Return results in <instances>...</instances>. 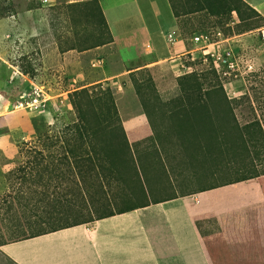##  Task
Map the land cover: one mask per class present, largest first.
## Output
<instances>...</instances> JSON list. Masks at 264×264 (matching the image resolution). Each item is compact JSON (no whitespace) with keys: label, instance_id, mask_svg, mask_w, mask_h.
<instances>
[{"label":"crops","instance_id":"crops-1","mask_svg":"<svg viewBox=\"0 0 264 264\" xmlns=\"http://www.w3.org/2000/svg\"><path fill=\"white\" fill-rule=\"evenodd\" d=\"M99 1L114 41L83 51L51 50L47 60L54 63L60 72L59 76L55 74L58 78L54 80L69 76V80L73 78L75 81L86 77L90 61L99 57L108 60L109 70L97 73V79L92 83L105 82L116 68H127L132 64L136 65L128 69L129 73L168 62L178 77L176 65L170 57L173 52H185L192 47L181 25L184 23L186 27L198 29L191 37L208 24L215 26V30H222L217 26L219 18L216 16L208 17L204 11L187 14L198 9L197 0H175L180 17L175 15L171 0ZM245 1L264 16V0ZM107 8L116 11L114 19L109 17ZM39 14L40 10L32 8L19 11V39L22 42L27 36L33 38L40 34ZM5 20H0V26H11V22ZM239 22L237 12L233 11L232 19L226 26L235 27ZM169 33L178 36L173 48L167 38ZM247 34L242 32L227 36L236 43L245 40ZM124 49L129 51L128 57L122 55ZM6 61L4 56L0 57V68ZM49 68L47 62L42 72L45 73L46 69L49 73ZM19 78H29L32 84L42 83L20 68ZM110 84L115 90L120 85L118 81H111ZM58 85L59 82L56 83ZM4 90L5 87L0 84V94ZM126 90L127 93L121 94L125 116L119 100L117 104L128 139L136 147V156L145 165L141 170L143 182L146 186L147 180L152 183V188L147 186L148 204L34 237L9 241L0 245V254L13 264H264V174L195 190H166L163 184L155 182L157 170L151 165L154 162L152 157L159 154L163 159L164 156L169 157L165 173L170 177L178 173L185 176L186 171H191L193 161L200 166H209V155L202 149L198 152L184 150L183 154L174 153L169 148L162 149L159 141L165 139V133L161 123L145 109L133 82H127ZM54 91L63 92L66 89L58 87ZM173 120L170 117L166 122L169 127ZM239 121L241 125L248 123ZM194 127L197 130L195 124ZM34 133L30 112L14 109L0 111V152L7 158L17 157L20 143ZM198 137L201 140L199 134ZM147 141H152L149 147L144 146ZM174 154L183 158L181 165L175 162ZM232 186L239 189L235 187L236 190L226 196L217 195ZM156 206L164 207L156 211ZM210 223H215L216 232L205 228Z\"/></svg>","mask_w":264,"mask_h":264},{"label":"trees","instance_id":"trees-1","mask_svg":"<svg viewBox=\"0 0 264 264\" xmlns=\"http://www.w3.org/2000/svg\"><path fill=\"white\" fill-rule=\"evenodd\" d=\"M197 2L198 9L187 14L204 11L208 17L216 16L226 36L260 26L254 21L260 12L245 0ZM171 3L180 17L175 0ZM58 9L57 21L52 17L50 23L60 39L61 52L83 51L114 41L99 0L74 1ZM233 11L240 22L226 26ZM184 25L183 34L198 30ZM130 77L147 109L144 94L154 89V77L148 68L134 70ZM177 83L209 157L237 144H255L259 137L264 140V125L258 118L241 125L236 113L241 102L258 96H230L211 69L179 75ZM69 101L77 114L74 122L52 131L33 119L34 139L19 146V163L8 171L10 184L0 198V207L5 208L0 231H6L0 233V245L9 242L3 238L6 236L17 241L148 204L141 173L145 165L128 139L114 88L103 83L84 87L71 93ZM262 174L264 171H255L228 182Z\"/></svg>","mask_w":264,"mask_h":264},{"label":"rangeland","instance_id":"rangeland-1","mask_svg":"<svg viewBox=\"0 0 264 264\" xmlns=\"http://www.w3.org/2000/svg\"><path fill=\"white\" fill-rule=\"evenodd\" d=\"M74 1L87 0H50L47 4L42 3L41 0H0V20L6 19L5 21L11 22V26L8 24L0 26V57L4 56L7 59L4 66L0 68V84L2 87H5L3 94H0V111L12 110L20 94L30 90L32 87V82L29 78L25 80L19 78L20 68L22 71H24L23 69H28L30 72L27 74L30 77L45 83L52 91L58 87L68 91V100H66L65 106H62L60 109L59 107L55 108L53 106L46 113L28 110L20 111L30 112L32 120L37 119L39 122H44L45 127L52 131L58 130L65 124L74 122L77 119L76 111L69 101L71 93L75 90L98 84L92 83L97 79L96 74L99 72L105 73L106 70H109V63L108 60L104 59V63L97 66L95 65L96 59L93 58L92 61H90V70L86 77H81L75 81L73 78L69 80V76L54 80L58 78L55 77V74L59 76L60 72H58L54 63L47 59L50 57L51 50L56 48L60 50V39L53 32L50 21L52 17H54V21H57L55 15L56 12L59 11L58 8L61 5ZM31 8L40 10V34L33 38L27 36L26 40L22 42L19 39V11ZM107 10L109 17L114 19L116 11H112L108 8ZM254 21L260 24L259 27H261L264 25V16L262 14L258 15L254 18ZM218 24L217 26H220L223 30L224 28ZM259 27L246 31L245 33L249 34L244 36L245 40L235 43L238 44L237 48L241 52L250 55V57L256 60L258 72L248 77L244 82L236 81L232 84L224 85L227 92L233 97H241L246 93L252 97L258 96L256 100L245 99L236 108V113L242 123L253 121L256 118L261 119L264 123V41L261 34L257 31ZM199 30L200 31L197 32H214L215 26H210V24H208V26L200 28ZM191 35L192 33H187L185 38H187L189 46H194ZM25 42L28 43L25 44ZM129 54V51L126 49L122 51V55L125 57H128ZM47 62H49L50 67L49 73L46 69L44 70L45 73H43L42 69L46 66ZM135 65L136 64L129 65L127 68L115 67L114 73L108 75V80L101 82L104 87L108 85L111 86V81L119 82V87L117 90L114 88V91L117 102L119 100L123 108L124 116L126 115V110L122 105L121 94L127 93V82H132L128 69H133ZM200 68L203 67L201 66ZM46 72L48 74H46ZM148 73L154 77L155 86L154 89L148 90L144 94L146 108L149 113L161 123L165 135L168 134L165 139L159 141L160 147L162 149L169 148L173 150L174 153L180 154H183L184 150L198 152L202 149L208 156V153L198 137V132L194 127L185 100L179 92L177 73L172 70L170 63L165 62L159 66L148 68ZM139 77L143 78V75H139ZM57 82H59L58 86H56ZM175 85H177L176 88ZM260 95L262 97H260ZM170 117L174 118V123L169 127L166 122ZM35 133L29 139L23 140L20 145H22L24 141L34 139ZM150 142L152 141H147V143H144V146L149 147ZM154 145V148L156 147L157 149L158 147L155 143ZM17 157L9 159L0 152V198L10 184L8 180V171L14 169L19 163ZM173 158L175 162L178 161V165H181V159H183L181 156L174 154ZM195 158L199 160L198 157ZM168 159V156H164L163 159L160 154L152 157L154 162H152L151 165L154 168L157 166L156 170L159 172L154 174L155 182L163 184L168 191L195 190L206 186L222 184L238 177L254 173L255 171H264V140L259 137V140L255 144H237L228 150L216 152L213 158L208 156L210 165L206 167L200 166L193 161L191 171H186L185 176L178 173L177 175L170 176L171 178L168 177L166 175L167 173H165L167 172ZM177 163L175 164L177 165ZM147 182V186L152 188L151 180H147ZM235 187L239 189L238 186H232L226 190H221L217 195L226 196L231 194L236 190L234 189ZM152 194L159 195L157 193ZM161 207L164 206H156L154 209L159 211ZM4 212L5 208L0 207V225L3 224L1 219ZM5 223L8 224L9 220ZM205 228L209 231H217L215 223H210ZM3 229H5V227H3ZM4 232L6 231H0V233ZM3 238L7 241L12 240L10 236ZM0 264L13 263L0 254Z\"/></svg>","mask_w":264,"mask_h":264},{"label":"built area","instance_id":"built-area-1","mask_svg":"<svg viewBox=\"0 0 264 264\" xmlns=\"http://www.w3.org/2000/svg\"><path fill=\"white\" fill-rule=\"evenodd\" d=\"M50 0H41L47 4ZM257 31L264 41V25ZM172 48L178 40L175 33L167 35ZM194 46L185 52H173L170 60L175 63L179 75L202 72L207 69L216 71L224 85L246 79L258 72L257 62L250 55L241 52L230 36L222 30L214 32H198L192 36ZM150 48V44L147 45ZM104 63V58L95 60V65ZM203 68H200V67ZM68 91H52L44 83H33L30 90L20 94L14 103V110H28L46 113L51 107L59 109L65 106Z\"/></svg>","mask_w":264,"mask_h":264}]
</instances>
